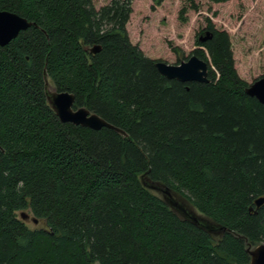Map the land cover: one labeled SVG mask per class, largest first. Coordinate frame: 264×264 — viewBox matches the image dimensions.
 Listing matches in <instances>:
<instances>
[{
    "label": "trees",
    "instance_id": "obj_1",
    "mask_svg": "<svg viewBox=\"0 0 264 264\" xmlns=\"http://www.w3.org/2000/svg\"><path fill=\"white\" fill-rule=\"evenodd\" d=\"M1 9L36 26L0 45V264H248L247 247L264 242V202L254 203L264 198V103L246 94L229 34L209 20L211 37L192 51L209 61V81L180 82L131 43V0ZM44 73L126 136L61 122ZM143 181L226 230L179 216Z\"/></svg>",
    "mask_w": 264,
    "mask_h": 264
},
{
    "label": "rangeland",
    "instance_id": "obj_2",
    "mask_svg": "<svg viewBox=\"0 0 264 264\" xmlns=\"http://www.w3.org/2000/svg\"><path fill=\"white\" fill-rule=\"evenodd\" d=\"M92 1L96 8L109 2ZM152 5L151 0H131L132 12L126 24L131 43L145 55L179 63L193 50L203 48L197 45L198 35L207 29L210 20L214 28L229 34L239 77L252 83L264 75V0H195V7L186 0H162L153 8ZM173 197L199 214L181 195L173 193ZM31 219L25 220L29 227L42 226Z\"/></svg>",
    "mask_w": 264,
    "mask_h": 264
},
{
    "label": "water",
    "instance_id": "obj_3",
    "mask_svg": "<svg viewBox=\"0 0 264 264\" xmlns=\"http://www.w3.org/2000/svg\"><path fill=\"white\" fill-rule=\"evenodd\" d=\"M32 25L36 26L34 22L28 21L26 18L18 15L15 12L1 9L0 45L4 46L8 44L19 34V32ZM205 33V36H199V41L203 42L211 37L210 31L207 30ZM88 50L89 52L94 53L99 50V46L93 45L89 47ZM155 67L161 75L168 79H176L180 82L197 81L206 83L209 81V61H206L195 54L189 55L186 59L181 60L177 64H170L163 60H156ZM44 86L48 104L61 122L71 123L73 125H79L82 127L91 128L93 130H99L102 127H107L126 136V133L122 129L109 123L96 113L91 112L86 107L79 106L75 108L74 95L67 90H56V88L49 83L45 73ZM245 92L249 96L257 99L260 103H264V75L255 79L252 83H248V86L245 88ZM0 150H2L1 146ZM143 184L147 188L161 193L165 202L175 212L182 215L183 218L190 220L196 225H199L208 232L218 234L226 230L224 226H220L211 222L209 219L197 214L194 210L185 206L183 203L178 202L173 197V192L168 186H163L150 181H143ZM263 202V197L257 198L254 201L256 206H260ZM21 217L23 219H27L29 215L25 212H21ZM31 220L34 223L37 222L35 218H32ZM247 251L250 256V261L248 264H264V242L252 247L248 246Z\"/></svg>",
    "mask_w": 264,
    "mask_h": 264
},
{
    "label": "flooded vegetation",
    "instance_id": "obj_4",
    "mask_svg": "<svg viewBox=\"0 0 264 264\" xmlns=\"http://www.w3.org/2000/svg\"><path fill=\"white\" fill-rule=\"evenodd\" d=\"M207 30H205V31H203V34H200V35H198V38H199V36H205L206 35V32ZM29 218V217H28Z\"/></svg>",
    "mask_w": 264,
    "mask_h": 264
}]
</instances>
